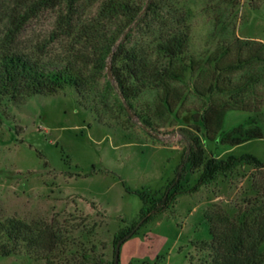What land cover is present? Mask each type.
Masks as SVG:
<instances>
[{"label": "rangeland", "instance_id": "374dc122", "mask_svg": "<svg viewBox=\"0 0 264 264\" xmlns=\"http://www.w3.org/2000/svg\"><path fill=\"white\" fill-rule=\"evenodd\" d=\"M173 1L189 28L188 52L201 66L220 41L250 39L264 47V0H253L260 2L256 9L248 0ZM96 5V0L61 5L58 0H0V43L67 55L80 49L75 44L82 35L79 26L94 14ZM138 36L133 33L131 41ZM85 53L91 56V49ZM254 68V64L244 66L231 79ZM109 74L106 61V68L80 100L85 108L70 87L20 104L0 99V220L15 217L47 225L52 221L66 229L62 235L69 241L67 252L50 261L20 251L0 255V264H78L79 254L90 247L98 263L110 264L114 234L137 220L138 192L158 195L177 169L185 192L196 182L199 171L191 170L184 159L186 144L180 128L191 125L199 130L196 134L206 157L248 153L264 162V107L260 114L226 111L216 138L208 140L201 123L190 120V112L179 118L156 115L153 90L143 91L129 109ZM192 80L186 72L180 81L183 108L200 110L209 98L222 97L196 96ZM253 88L262 91L263 80ZM137 114L152 121V133ZM254 127L261 137L235 145L220 143L235 128ZM252 176L260 178L250 165L241 164L217 174L196 192L179 193L172 212L141 225L119 245L116 264H208L207 251L199 248L210 239L203 212L218 205L236 217L245 201L255 197ZM259 250L264 252V244Z\"/></svg>", "mask_w": 264, "mask_h": 264}, {"label": "trees", "instance_id": "16d2710c", "mask_svg": "<svg viewBox=\"0 0 264 264\" xmlns=\"http://www.w3.org/2000/svg\"><path fill=\"white\" fill-rule=\"evenodd\" d=\"M65 1L71 0H58V3L61 5ZM96 1L94 14L82 20L79 26L82 35L75 44L80 49L67 55H50L41 48L26 50L10 42L0 43V99L20 104L29 97L51 96L70 87L76 93L79 105L85 108L80 100L109 61V79L129 109H133V102L143 91L153 90L152 111L156 115L166 113L179 118L190 112V120L201 123L208 140L216 138L226 111L262 112L264 47L261 42L250 39L220 41L201 66L188 52L189 28L173 0ZM259 3L248 0L252 9L258 8ZM133 33L139 36L131 41ZM86 49H91V56L85 53ZM253 64L252 71L231 79L244 66ZM186 72L193 76L191 88L196 96L218 93L223 94L222 97L209 98L200 110L183 108L180 81ZM262 80L263 90H253V86ZM137 118L149 133L154 131L148 117L137 114ZM198 131L191 125L178 130L186 144L184 159L191 170L199 171L187 193L196 192L217 174L230 172L241 164L250 165L260 175L259 179L251 178L255 197L245 201L236 217L229 216L218 205L204 210L210 239L199 248L207 251L208 264H264V252L259 250L264 244V162L248 153L225 158L206 157L196 134ZM259 137L261 132L256 127L244 131L235 128L224 135L220 143L235 145ZM180 172L177 169L175 177L158 195L137 193L141 202L137 220L114 234L113 258L117 242L120 245L141 225L172 212L176 196L185 192L179 185ZM63 231L66 229L52 221L47 225L40 221L5 218L0 220V255L24 251L34 259L50 261L67 252L69 241L62 235ZM79 257L78 264H103L95 260L92 247L87 253L82 251ZM110 264H114L113 259Z\"/></svg>", "mask_w": 264, "mask_h": 264}, {"label": "water", "instance_id": "95a60500", "mask_svg": "<svg viewBox=\"0 0 264 264\" xmlns=\"http://www.w3.org/2000/svg\"><path fill=\"white\" fill-rule=\"evenodd\" d=\"M118 248H119V242L116 243L115 246V253H114V258H113V263L116 264L117 263V253H118Z\"/></svg>", "mask_w": 264, "mask_h": 264}]
</instances>
